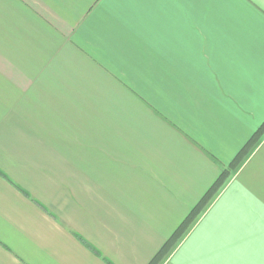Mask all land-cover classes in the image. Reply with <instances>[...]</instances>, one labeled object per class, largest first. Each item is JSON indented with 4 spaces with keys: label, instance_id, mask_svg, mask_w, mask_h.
<instances>
[{
    "label": "crops",
    "instance_id": "1",
    "mask_svg": "<svg viewBox=\"0 0 264 264\" xmlns=\"http://www.w3.org/2000/svg\"><path fill=\"white\" fill-rule=\"evenodd\" d=\"M263 125L264 0H0V264H150ZM246 153L158 264H264Z\"/></svg>",
    "mask_w": 264,
    "mask_h": 264
},
{
    "label": "trees",
    "instance_id": "2",
    "mask_svg": "<svg viewBox=\"0 0 264 264\" xmlns=\"http://www.w3.org/2000/svg\"><path fill=\"white\" fill-rule=\"evenodd\" d=\"M264 130V125L257 130V132L253 135L249 143L243 147V149L239 152V154L235 157L230 165L224 168L216 182L213 186L207 191V193L203 196V198L199 201L197 206L191 210L187 218L181 223V225L177 228V230L173 233L170 239L165 243L153 261L150 263H156L160 261V258L169 254V252L180 242L182 237L188 232L190 227L195 223V221L199 218V216L204 212L209 203L215 198L221 188L227 183L233 171L237 170L240 164L243 161V156L246 153L248 145L255 141V138L258 137ZM247 154V153H246ZM248 155V154H247Z\"/></svg>",
    "mask_w": 264,
    "mask_h": 264
}]
</instances>
